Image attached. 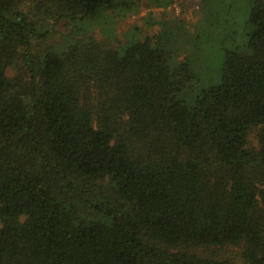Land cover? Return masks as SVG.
I'll list each match as a JSON object with an SVG mask.
<instances>
[{
	"label": "trees",
	"instance_id": "trees-1",
	"mask_svg": "<svg viewBox=\"0 0 264 264\" xmlns=\"http://www.w3.org/2000/svg\"><path fill=\"white\" fill-rule=\"evenodd\" d=\"M135 2L0 0V264H264V0L198 95Z\"/></svg>",
	"mask_w": 264,
	"mask_h": 264
},
{
	"label": "rangeland",
	"instance_id": "rangeland-1",
	"mask_svg": "<svg viewBox=\"0 0 264 264\" xmlns=\"http://www.w3.org/2000/svg\"><path fill=\"white\" fill-rule=\"evenodd\" d=\"M137 2L129 12L111 11L75 28L94 33L107 46L158 35V48L170 54L172 63L192 66L199 81L194 95L217 85L225 53L245 44L248 0H170L161 6L149 0ZM68 29L59 31L55 41L62 40Z\"/></svg>",
	"mask_w": 264,
	"mask_h": 264
}]
</instances>
